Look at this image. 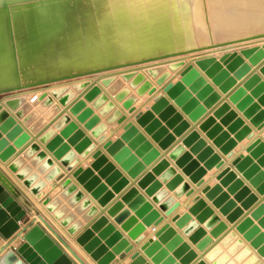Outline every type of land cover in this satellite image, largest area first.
Listing matches in <instances>:
<instances>
[{
  "label": "water",
  "instance_id": "obj_1",
  "mask_svg": "<svg viewBox=\"0 0 264 264\" xmlns=\"http://www.w3.org/2000/svg\"><path fill=\"white\" fill-rule=\"evenodd\" d=\"M263 36L264 31H259L252 34V36L220 41L199 49L224 46ZM167 56L162 55L158 58H165ZM150 59L135 60L84 73L69 74L53 78L51 81H64L74 79L82 74L93 75L103 70L154 61ZM263 59L264 44L262 46L242 48L241 51L224 52L220 57L214 54L197 57L195 60L196 64L194 62L188 63L181 71L182 77L177 81L166 83L172 74L171 72L177 71L184 66L186 60H174L170 62L168 64L169 69H166L167 67L161 63L147 66L146 71L153 78H156L157 83L163 86L165 92L186 113H189L194 120H197L204 111V106L212 105L219 98L214 85L209 82L200 69L205 71L214 84L227 92L237 83V79H242L252 70L253 65H259ZM260 71L264 74V63L261 64ZM49 81H44V83H48ZM125 81L130 82L129 86H125ZM101 82L131 112L136 109L133 105L139 99V95H144L148 91L150 93L156 91V87L147 78L146 73L137 71L136 69L125 70L121 73V76L116 74L104 76L101 78ZM89 85L91 86L88 90L70 105L69 110L102 142L107 137L104 131L108 128V122L114 123L118 120L119 123H122L127 119V116L120 108L116 107V103L110 100L108 94L103 91L97 82L91 84L87 80L85 86ZM132 88H137V92L133 93ZM249 89L252 91L250 94L247 92ZM54 94L60 98V101L64 105H68L72 97H75L73 96V90L69 88L54 90ZM255 97H258L257 101H255ZM231 99L238 103V107L245 111L246 116L252 118V122L256 126L260 129L264 127V109L261 108L264 105V80L260 73L254 72L245 84L234 92ZM201 100L204 101L203 104H201ZM21 101L22 98L15 97L8 99L6 104L12 109H17ZM96 108L100 109L99 112L96 111ZM108 113L110 115L104 121L102 116L108 115ZM155 113H159V118H155ZM223 113H227L222 122L229 125L228 130H223L222 123L215 124V116H210L201 127L208 131V135L214 139V143L221 148V151L228 155V157H231L234 154L233 149L237 145L238 140H243L246 136L253 135V132L252 128L249 125H245L244 120L238 117L234 110H230L228 103L222 104L215 115L220 116ZM137 120L146 127L148 132L153 134V137L157 141H161L160 144L163 147L169 145L173 136L168 134L165 126H162V120L168 121L167 124L171 127L179 125L175 130L178 133L188 127V123L183 121L182 115L169 103V99L165 95L157 96L156 102L152 105L151 109L137 115ZM70 121L71 118L68 114H62L57 119L55 126H49L40 136V139L44 143H47L48 148L54 151L57 157L62 158V162L69 169L75 167L79 161L76 159V152L70 150L69 144H63L62 136L56 134L57 127L69 123L67 128L63 130V134L69 136L70 133L75 131L69 142H78L79 144L76 149L83 151V156L88 155L96 147V144L92 143L91 138L86 136L82 129H78L77 123ZM230 122L231 124H229ZM231 132H236L234 138L231 137ZM31 138L30 132L0 103V159L3 161L10 159L16 153L17 148H21ZM185 144L191 145V151L197 153L198 158L205 161V166L208 168H213L215 165L221 167L225 163L220 154L216 153L214 148L208 145L205 139L200 138V135L196 131L188 135L185 139ZM104 147L134 177L143 169V164L139 162L140 156L144 157L145 161H151L159 155L158 150L154 148L153 144L147 140L145 135L140 132L138 126L132 121H128L125 124V132L122 133L120 138L106 140ZM33 148H36V145ZM247 151L249 154H240L234 158L233 164L243 173V176L250 180L253 186L264 193L263 138L258 137L251 142L247 147ZM192 152L186 151L184 145H179L170 155L174 159H177V163L181 167H184V171L191 175V179L200 186L205 181L202 177L206 173V168L200 167L198 160L193 159ZM93 155L96 160L92 165L87 168L82 166L77 167L73 171V175L98 199L100 204L105 206L114 197V192L108 190V185H112L113 190L120 191L129 181L126 177H123L122 172L116 169L112 162H109L102 150H96ZM41 156H44V153H41ZM50 163L51 160H48L47 164ZM11 168L15 170V165L11 164ZM96 170H98V174H95ZM162 171L166 172L161 176V180L156 179L155 175L162 173ZM102 177L106 178L105 182H102ZM218 179H220L218 184H215L213 187L205 186L203 191L210 199L214 200V204L221 207V212L228 215V219L234 222L243 213L241 208H235L237 205L236 201H243L244 206L250 207L258 200V197L251 192L248 186H245L244 180L238 178V175L231 167L224 168L218 174ZM184 180V176L178 173L174 167H170V161L164 158L153 168L152 172H148L139 181V184L147 189L146 191L149 195H154V200L161 203V208L170 214L173 211L170 207L176 200H174L173 196L167 197L169 190H175V194L178 196H182L184 192L187 196H190L195 192V189ZM162 181L167 183V188L157 193L163 186ZM26 182H30V179L26 180ZM64 186L66 189L62 194L77 190V186L72 182L71 178H67ZM224 186L228 187L226 191L224 190ZM37 187H34L33 191H38ZM231 193H235L234 199L230 198ZM83 196L84 194L78 191L75 198L81 199ZM59 201L60 198L57 197L55 200H46V203L50 210H55ZM193 202L188 212L176 216L174 220L180 227H185L184 232L190 235L194 242L198 243L199 249L205 250L213 241V236L207 234L206 228L201 227L199 222H205V226L215 224L212 230V234L215 236H218L225 230L227 224L224 221L218 220L217 216L208 220L214 212L201 195L194 196ZM125 203H128V208L124 209ZM90 204L91 201L85 199L82 206L86 207ZM95 210L96 208L92 207L89 214ZM131 211L134 213L132 214ZM63 212L64 208L55 210V215L60 218ZM108 212L115 217L118 223H121L122 228L137 243H140L144 239L143 233L147 225L154 224L153 229H156V226L164 220V216H162L160 211L136 187L131 188L121 200H117L108 209ZM193 214L198 215L197 220H191V215ZM26 215L27 210L0 181V236L11 238L18 231V236L23 239L22 244L8 249L0 256V264H77L42 224L35 223L29 229L21 228L20 221ZM140 218L142 219L141 222L139 221ZM69 219L70 217L64 218L62 222L68 224ZM79 226L80 221H77L70 227V231L75 233ZM237 229L244 234V237L264 257V202H261L250 215L237 223ZM96 232H98L97 236ZM155 233L158 238H149L141 247L146 254L153 256V260L156 263H175V257H168V255L169 250L175 249L178 245L180 246L174 254L178 257L185 255L181 260V264H188L197 256L194 250H190L189 244L183 243L182 236L177 234L176 229L171 224H164ZM102 239H105L104 243ZM170 239H172L171 242ZM77 241L84 246L98 264H113L117 253H121L123 250L129 252L134 248V244L124 237L123 233L117 229L114 223L110 222V219L106 215L99 216L90 228L77 236ZM163 243H166V247H163ZM110 246L114 247L111 251L109 250ZM157 251L158 253L155 254ZM132 257L133 261L130 264H150L147 263L145 256L140 251H135ZM79 260L82 264H87L80 257ZM197 264H207V262L199 260Z\"/></svg>",
  "mask_w": 264,
  "mask_h": 264
},
{
  "label": "bare ground",
  "instance_id": "obj_2",
  "mask_svg": "<svg viewBox=\"0 0 264 264\" xmlns=\"http://www.w3.org/2000/svg\"><path fill=\"white\" fill-rule=\"evenodd\" d=\"M259 31H264V0H0V94L7 93L2 104L36 134L66 107L54 90L69 88L76 96L91 86H85L87 74L64 81L53 78L153 58L143 65L93 74L108 91L101 82L108 74L121 76L125 69L139 66L149 76L147 66L168 67L202 51L206 53L197 57L262 46L264 36L199 49ZM162 55L168 56L158 58ZM261 64L253 65L250 73L260 71ZM181 75L179 71L175 77ZM15 97L22 101L12 109L6 101ZM147 99L148 95L142 96L139 104ZM0 180L13 190L1 170ZM226 232L205 252L208 259L214 264H264V257L237 225ZM72 240L80 250L74 236Z\"/></svg>",
  "mask_w": 264,
  "mask_h": 264
},
{
  "label": "crops",
  "instance_id": "obj_3",
  "mask_svg": "<svg viewBox=\"0 0 264 264\" xmlns=\"http://www.w3.org/2000/svg\"><path fill=\"white\" fill-rule=\"evenodd\" d=\"M194 62L193 60H186V64L182 66L180 69H178L176 72H171V76L167 79L166 83L170 81H177L181 76H176V73L179 71H182L183 68L190 62ZM261 63H264V60L261 61ZM259 63V65L261 64ZM143 65V64H139ZM152 66V65H151ZM167 67V66H166ZM137 71H143L142 68L133 67L132 69H135ZM140 68V69H139ZM131 69V68H128ZM168 69V67L166 68ZM127 70V69H125ZM202 74L206 76V78L214 85L215 91L218 93L219 98L212 103V105H205L204 111L200 115V117L197 120H194L189 113H186L182 107H180L173 98H171L164 90L163 86L156 83V78H153L151 75L147 78L150 79L154 86L156 87V91L153 93H150V91L146 92L144 95H148V99L152 98L153 101L150 100H144V102H140L141 97L144 95H139V99L134 103V107L136 109L134 111H130L129 109L125 108L123 106V102L116 99L115 95L102 87L103 91L108 94L110 100H113L116 103V107L120 108L122 112L127 116V119L123 121L122 123H119L118 120L114 123L108 122V128L104 131V134L107 135L106 139L104 141H99L97 137H95L90 130H88L83 123H81L77 117L72 114L69 110V107L72 103H74L78 98L81 97L82 94L86 90H88L87 87L83 91L79 92L75 97L71 99L68 105H65V109L60 111L57 116L53 119L51 123H48V125H45L40 132L36 134H32V132L14 115V113L9 110L11 114L15 116V118L20 122L26 130H28L32 136V138L25 143L21 148H17L16 153H14L10 159L7 161H3L0 159V170L2 173L8 178V180L13 185V190L4 184L3 181L2 184L6 186V188L16 197V199L19 201V203L27 210V215L20 221L21 228L24 227L25 229L31 228L35 223L42 224L46 230L61 244V246L66 250V252L70 255V257L77 263L82 264L79 261V257L85 261L87 264H98V262L92 257V255L84 248L83 245H81L78 241V243L81 246V249L79 250L76 248L73 244V236L77 240V236L83 233L85 230L91 227V225L99 218L101 215H106L110 222L114 223V225L117 227L118 230H120L125 238H128L130 242L134 244V248L126 252L123 250L121 253H117L115 259L113 260V264H123L124 261H127L128 264H130L133 261V253L135 251H140L146 258L147 263L150 264H158L153 260V256H149L146 254V252L142 249V244L146 241H148L149 238H155L156 231H158L164 224L168 223L171 224L176 229L177 234L181 235L183 238V243H187L190 246V250H194L197 254V256L192 259L188 264H197L199 260H204L207 262V264L211 263L214 264L213 261L207 258L206 253L208 250H210L212 247H214L218 240L221 239L224 235H226V231L231 229V225H237L243 218L250 215L252 211L261 203L264 202V193L260 192L257 187L253 186V184L248 180L245 176H243V173L236 168V166L233 164V159L236 158L240 154H249L247 151L248 145L253 142L256 138L261 137L264 140V127L260 129L258 126H256L252 122V118L246 116L245 111L241 110L238 107V103L234 102L231 99V96L234 94V92L239 88L242 87L246 80H248V77H250L252 74L249 72L247 75H245L242 79H237V83L234 84L227 92L223 91L220 86L214 84L209 78L205 71H202ZM262 75L261 71H257ZM175 73V74H174ZM118 76L120 74L113 73ZM111 75V74H108ZM97 76V77H96ZM263 80L264 76L262 75ZM94 79V80H93ZM99 79L98 75H90L87 80L91 82V84H94ZM177 79V80H176ZM155 80V82H154ZM71 83V82H70ZM129 81H125V86H129ZM158 85V86H157ZM164 91V92H163ZM132 92L136 93L137 88H132ZM248 94H250L252 91L249 89ZM7 94V93H6ZM6 94H0V96H5ZM9 94V93H8ZM158 94L159 95H165L169 99V103L173 105L178 113L182 115L183 121H186L188 123V127H186L184 130H182L180 133L176 132V128L179 125H175L173 127L168 126L166 120H162V126H165L168 130V134L173 136L172 141H170L169 145L167 147H163L160 143L161 141H157L153 134L148 132L146 130V127L140 124L137 120V115L141 114L142 112H145L146 110L151 109L152 105L156 102V98L154 97ZM83 96V95H82ZM114 96V98H113ZM74 99V100H73ZM258 100V97H255V101ZM3 98L0 99V103H2ZM152 101V102H151ZM120 104H119V103ZM71 103V104H70ZM204 101L201 100V104H203ZM228 103L230 105V110H234L238 117L242 118L244 120L245 125H249L252 128L253 135L246 136L243 140H238L237 145L234 147L233 151L234 154L231 157H228L224 152L221 151V148L217 146L214 143V139L211 138L208 135V131L202 129L201 125L210 117L215 116L216 117V123H222L223 124V130H228L227 124L222 122V119L227 115V113H223L220 116H216L215 113L218 111V109L221 107L222 104ZM103 106V105H102ZM262 109H264V105L261 106ZM67 110V111H66ZM100 109L96 108V111L99 112ZM63 114H68L71 118L70 122H76L78 125V129H82L85 132L86 136H89L92 140V143L96 144V147L89 152L88 155L83 156V151H80L76 149L78 142L72 143L69 142V139L73 136L74 132L70 133L69 136L63 134V130L67 128L68 124H65L61 127L56 128V134L58 136H62L63 138V144L67 143L70 145V150L73 152H76V159L79 161L75 167L69 169L67 165H65L62 162V158H59L55 155L54 151L50 150L48 148L47 143H44L40 136L41 134L49 127V126H55V123L57 119ZM129 112V113H128ZM60 115V116H59ZM110 115H103V120L106 121L107 117ZM155 118H159V113H155ZM135 120V121H134ZM128 121L134 122L141 133L145 135L147 140H149L154 148H156L159 152V155L152 159L151 161H145L144 157H139V162L143 164V169L138 173L136 177L132 176L130 174V171L125 169L122 164L117 161L110 152L104 147V143L108 139L116 140L121 137L122 133L125 132V124ZM233 122V121H232ZM264 122V121H263ZM231 124V122L229 123ZM198 125V126H197ZM257 129V131H255ZM196 131L200 135V138H203L207 141V144L212 146L216 153H219L220 156L225 160V163L221 167H217L215 165L213 168H208L205 166V161L198 158V154L191 151V145L185 144V139L188 137V135ZM167 134V135H168ZM38 135V136H37ZM236 135V132H231V137L234 138ZM261 135V136H260ZM35 136V137H34ZM245 140V141H244ZM247 140V141H246ZM128 144V143H126ZM36 145V148L32 147ZM179 145H184L185 150L188 152H192L193 159L198 160L200 167L206 168V173L203 175V179L205 180L204 183L200 186L197 185L196 182H194L191 179V175L187 174L184 171V167H181L177 163V159H174L171 157V152ZM245 148V149H244ZM102 150L103 153L107 156L109 162H112L115 165V168L120 170L122 172L123 177H126L128 179L127 185H125L120 191L113 190L112 185H108V190H112L114 193V197L105 205L99 203L98 199L95 198L90 191H88L82 183H80L77 178L73 175V171L79 167L82 166L84 168L90 167L92 163L96 160L94 157V152L96 150ZM245 150V151H244ZM85 151V150H84ZM135 152V150H133ZM41 153H44V156H41ZM66 156V155H65ZM164 158H167L170 161V167H174L178 173H181L184 178L185 182H188L192 188L195 189V192L187 196V194L184 192L182 196H178L175 194V190H169L168 196H173L174 200H176L170 208L173 209V211L168 214L167 211L163 210L160 206L161 203L156 202L154 200V195H149L147 193V189L142 187L139 184V181L148 173L152 172L153 168ZM51 160L50 164H47V161ZM6 162V165L4 164ZM11 164L15 165V170L11 168ZM226 167H231L232 170L236 172L238 175V178H242L244 180L245 186H248L251 189V192L256 194L258 197V200L254 202L250 207H246L243 205V201L237 200V205L235 208H241L243 210V213L236 219V221L232 222L228 219V215L223 214L221 212V207H218L216 204H214V200L210 199L206 193L203 191V188L205 186H211L213 187L215 184H218L220 182V179H217L218 174ZM56 169H58L56 171ZM212 170V171H211ZM211 171V172H210ZM166 171H162L160 174H156V179L161 180V176L165 174ZM210 173V174H209ZM95 174H98V170L95 171ZM52 176V178H51ZM50 177V178H49ZM67 178H71L72 182H74L77 186V190L68 192L67 194H62L63 191L66 189L64 186L65 181ZM216 178L217 180L212 183V180ZM30 182H26V180H29ZM219 180V181H218ZM106 178L102 177V182H105ZM134 181V182H133ZM163 182L162 188L157 191L159 193L162 189L167 188V183L165 181ZM196 185V186H195ZM38 186V187H37ZM180 186V185H179ZM37 187L38 191H33V188ZM48 187V188H46ZM58 187V188H57ZM133 187H136L141 194H143L148 201H150L156 209L160 211L162 216H164V220L156 226V229H153L154 224L147 225L146 230L144 231V239L137 243L134 239H132L128 232L125 231L121 223H118L115 220V217L110 215L108 212V209L117 201L121 200L122 197ZM227 186H224V190H227ZM47 189V190H46ZM78 191H81L84 196L81 199H76V194ZM201 192V194H200ZM195 195H201L202 198H204L208 204L209 207L213 209V215L208 219L210 220L214 216L218 217V220L224 221L227 224V228L223 230L218 236H215L212 234V230L214 229L215 224L211 226H205V222H199L201 227L206 228L207 234L213 236V241L206 247L205 250H201L198 248V243L194 242L190 235L184 232L185 227H180L174 218L178 215L184 214V212H188L190 209V206L194 203L193 199ZM60 198V201L56 205L55 210H59L61 208H64V212L62 213V217H57L55 215V210H50L47 206L46 200L51 199L55 200V198ZM165 197V198H167ZM230 198H235V193L230 194ZM85 199H89L91 201V204L83 207L82 203ZM245 200V199H244ZM92 207H95L96 210L93 213L89 214V211ZM125 208H128V203H125ZM123 209V210H124ZM234 210V209H233ZM132 214L134 213L131 211ZM233 212V211H231ZM68 224H64L62 220L64 218H69ZM198 215L193 214L191 215V220H197ZM46 219V220H45ZM60 219V220H59ZM58 220V221H57ZM77 221H80V226L77 229L75 233H72L70 231V227L74 225ZM139 221L141 222L142 219L140 218ZM258 222V220H256ZM233 223V224H232ZM188 226V225H186ZM225 232V233H224ZM96 236L98 235V232L95 233ZM76 235V236H75ZM221 235V237H220ZM223 235V236H222ZM219 237V238H218ZM217 239V240H216ZM16 240V241H14ZM172 239H170V242ZM14 242V243H13ZM23 239L18 236V231H16L11 238H6L3 236H0V248L4 249L1 251L0 249V256H2L8 249L15 248V246H18L22 244ZM102 242H105V239H102ZM216 242V243H215ZM70 245V247H68ZM180 245L176 246L175 249L169 250V256L175 257V263L173 264H181V260L185 257V255H182L181 257H178L174 254V252L179 248ZM163 247H166V243H163ZM70 248L72 252L68 249ZM114 247L110 246L109 250L111 251ZM199 250V251H198ZM203 251V252H202ZM200 252V253H199ZM158 251L155 253L157 254ZM205 255H204V254ZM77 254V255H76ZM187 254V253H186ZM79 256L78 258L76 256ZM203 255V256H202ZM167 257V258H168ZM185 264V263H182Z\"/></svg>",
  "mask_w": 264,
  "mask_h": 264
},
{
  "label": "rangeland",
  "instance_id": "obj_4",
  "mask_svg": "<svg viewBox=\"0 0 264 264\" xmlns=\"http://www.w3.org/2000/svg\"><path fill=\"white\" fill-rule=\"evenodd\" d=\"M200 53H201V54H200ZM204 53H206V51H204V52H203V51H202V52H199V53L195 54L196 56L194 55V58H190L189 60H194V59H196V57H197L198 55H202V54H204ZM2 98H3V96H0V99H2Z\"/></svg>",
  "mask_w": 264,
  "mask_h": 264
}]
</instances>
